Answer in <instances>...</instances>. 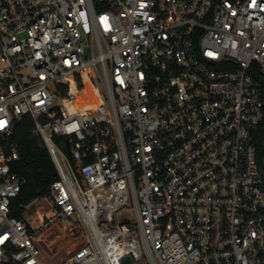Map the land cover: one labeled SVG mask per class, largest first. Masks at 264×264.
Here are the masks:
<instances>
[{
    "label": "built area",
    "instance_id": "1",
    "mask_svg": "<svg viewBox=\"0 0 264 264\" xmlns=\"http://www.w3.org/2000/svg\"><path fill=\"white\" fill-rule=\"evenodd\" d=\"M24 116L58 180L18 206ZM263 121L264 0H0V264H45L41 200L59 264H264Z\"/></svg>",
    "mask_w": 264,
    "mask_h": 264
},
{
    "label": "trees",
    "instance_id": "2",
    "mask_svg": "<svg viewBox=\"0 0 264 264\" xmlns=\"http://www.w3.org/2000/svg\"><path fill=\"white\" fill-rule=\"evenodd\" d=\"M12 140L18 146L19 157L11 169L20 179L25 180L15 204L29 206L34 201L49 196L51 185L58 180V174L43 139L35 132L31 118L24 116L17 122ZM253 143L261 167L264 164V121L255 133ZM24 214V209L14 212V216L19 219H23ZM29 231L31 232L30 227Z\"/></svg>",
    "mask_w": 264,
    "mask_h": 264
},
{
    "label": "rangeland",
    "instance_id": "3",
    "mask_svg": "<svg viewBox=\"0 0 264 264\" xmlns=\"http://www.w3.org/2000/svg\"><path fill=\"white\" fill-rule=\"evenodd\" d=\"M39 215L45 219L43 223ZM51 213L47 203L40 202L30 206L25 211L24 219L31 228V234L45 264H59L75 247L81 245L84 239L80 237L75 223L56 220L48 224ZM48 224L44 226V224ZM134 264H148L146 257Z\"/></svg>",
    "mask_w": 264,
    "mask_h": 264
},
{
    "label": "water",
    "instance_id": "4",
    "mask_svg": "<svg viewBox=\"0 0 264 264\" xmlns=\"http://www.w3.org/2000/svg\"><path fill=\"white\" fill-rule=\"evenodd\" d=\"M124 264H132V261H131L130 259H126V260L124 261Z\"/></svg>",
    "mask_w": 264,
    "mask_h": 264
}]
</instances>
